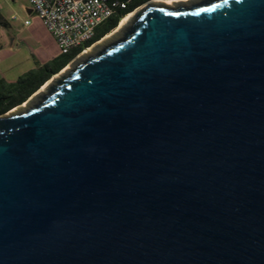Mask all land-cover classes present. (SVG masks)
Segmentation results:
<instances>
[{
	"label": "water",
	"instance_id": "water-1",
	"mask_svg": "<svg viewBox=\"0 0 264 264\" xmlns=\"http://www.w3.org/2000/svg\"><path fill=\"white\" fill-rule=\"evenodd\" d=\"M0 115V264H264V0H149Z\"/></svg>",
	"mask_w": 264,
	"mask_h": 264
},
{
	"label": "rangeland",
	"instance_id": "rangeland-1",
	"mask_svg": "<svg viewBox=\"0 0 264 264\" xmlns=\"http://www.w3.org/2000/svg\"><path fill=\"white\" fill-rule=\"evenodd\" d=\"M28 11L30 6L26 0H0V73L7 80L14 81L22 73L59 55L57 45L45 31L40 19L35 13ZM26 21L29 22L27 25L24 24ZM115 29L107 35L112 34ZM107 35L98 41L99 44L96 43L97 46L112 37L104 39ZM92 50L93 48L89 55ZM63 69H70L69 65ZM22 105L24 103L20 106Z\"/></svg>",
	"mask_w": 264,
	"mask_h": 264
},
{
	"label": "built area",
	"instance_id": "built-area-1",
	"mask_svg": "<svg viewBox=\"0 0 264 264\" xmlns=\"http://www.w3.org/2000/svg\"><path fill=\"white\" fill-rule=\"evenodd\" d=\"M31 12L40 19L45 31L53 38L60 55L82 47L90 41L96 28L125 3L119 0H26ZM26 21L24 24L27 25ZM97 42L92 44L95 45ZM82 50L75 58L84 54Z\"/></svg>",
	"mask_w": 264,
	"mask_h": 264
},
{
	"label": "trees",
	"instance_id": "trees-1",
	"mask_svg": "<svg viewBox=\"0 0 264 264\" xmlns=\"http://www.w3.org/2000/svg\"><path fill=\"white\" fill-rule=\"evenodd\" d=\"M125 3L124 9H118L115 14L99 25L94 37L82 47L72 50L67 55H58L51 61L36 65L33 69L21 74L15 81L8 82L0 78V115L23 104L34 92H36L53 75L67 66L82 50L90 47L105 35L114 30L119 21L131 13L134 9L149 0H119Z\"/></svg>",
	"mask_w": 264,
	"mask_h": 264
},
{
	"label": "bare ground",
	"instance_id": "bare-ground-1",
	"mask_svg": "<svg viewBox=\"0 0 264 264\" xmlns=\"http://www.w3.org/2000/svg\"><path fill=\"white\" fill-rule=\"evenodd\" d=\"M162 2V3H164V4H166V5H171L172 3H176L177 2V0H156V2ZM182 1H186V0H182ZM131 19V14H128V15H126L125 17H123L120 21H119V23H118V25H117V28L115 29V31L112 33V34H110V35H107L104 39H108L109 37H111L113 34H115V33H118L120 30H122V28L129 22V20ZM99 44V43H98ZM97 45V44H96ZM92 48V47H91ZM91 48H88L86 51H85V53L84 54H88L89 55V53L91 52ZM22 107H24V106H22ZM17 109H19V108H17ZM15 110L16 109H14L12 112H15Z\"/></svg>",
	"mask_w": 264,
	"mask_h": 264
},
{
	"label": "crops",
	"instance_id": "crops-1",
	"mask_svg": "<svg viewBox=\"0 0 264 264\" xmlns=\"http://www.w3.org/2000/svg\"><path fill=\"white\" fill-rule=\"evenodd\" d=\"M28 12H31V10L28 11ZM32 69H33V68H32ZM22 74H23V73H22ZM19 76H20V75H19ZM19 76H18V77H19ZM18 77H17V78H18ZM0 78H3V79H5V80L8 81V82H13V81H11V80H7V79L5 78V76H4L3 74H1V73H0ZM17 78H16V79H17ZM14 81H15V80H14Z\"/></svg>",
	"mask_w": 264,
	"mask_h": 264
}]
</instances>
